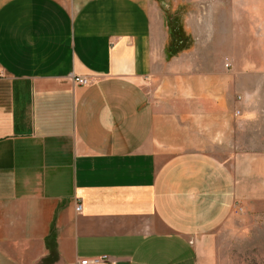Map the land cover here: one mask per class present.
<instances>
[{"label":"crops","instance_id":"0c3cea01","mask_svg":"<svg viewBox=\"0 0 264 264\" xmlns=\"http://www.w3.org/2000/svg\"><path fill=\"white\" fill-rule=\"evenodd\" d=\"M245 1L187 42L156 0H0V264H214L264 179Z\"/></svg>","mask_w":264,"mask_h":264},{"label":"rangeland","instance_id":"374dc122","mask_svg":"<svg viewBox=\"0 0 264 264\" xmlns=\"http://www.w3.org/2000/svg\"><path fill=\"white\" fill-rule=\"evenodd\" d=\"M159 2L166 18L171 17L174 12L175 21L181 18V12L188 13L190 24L194 25V31L184 34L188 40L196 42L197 39L210 37L213 25L210 23L211 16L204 15L205 10L210 12L212 7H222L228 21L232 18L230 11L245 8V0H156ZM255 8L254 41L250 37L241 39L240 46L231 50L237 57L239 66L246 71V61L251 59V70L255 72L253 79L242 81L248 94H245L246 105L250 106L245 118L247 124L241 129L240 134L247 136L249 145L253 146L258 156L264 155V0H253ZM199 9L201 11H199ZM201 12V15H200ZM239 13L238 18H245ZM178 14H180L178 16ZM174 17V16H173ZM203 18L201 32L198 20ZM227 25V22H225ZM224 25V26H225ZM220 27V26H219ZM227 28V27H226ZM248 43V47L246 46ZM253 43V46H251ZM252 141V144L250 143ZM256 159V167L264 169V160ZM263 188V190H261ZM254 210L248 214H240L237 224L228 225L218 234L217 248L214 264H264V179L256 178L255 199H253Z\"/></svg>","mask_w":264,"mask_h":264},{"label":"built area","instance_id":"2783aa9c","mask_svg":"<svg viewBox=\"0 0 264 264\" xmlns=\"http://www.w3.org/2000/svg\"><path fill=\"white\" fill-rule=\"evenodd\" d=\"M75 82L78 84V85H81V86H87L89 84H91V80L86 78V77H77L75 78ZM242 98L239 97V100H241ZM82 210V205L81 204H78V207L76 209V211L78 213H80ZM106 261H110V258L108 257H100V258H94V259H87V260H83L80 262V264H100V263H103V262H106Z\"/></svg>","mask_w":264,"mask_h":264},{"label":"water","instance_id":"95a60500","mask_svg":"<svg viewBox=\"0 0 264 264\" xmlns=\"http://www.w3.org/2000/svg\"><path fill=\"white\" fill-rule=\"evenodd\" d=\"M175 52H176V50H175Z\"/></svg>","mask_w":264,"mask_h":264}]
</instances>
